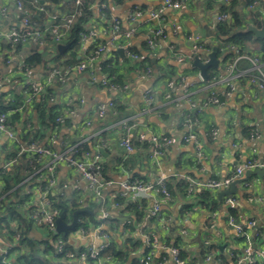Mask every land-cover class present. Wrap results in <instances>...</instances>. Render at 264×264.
<instances>
[{
	"label": "crops",
	"instance_id": "obj_1",
	"mask_svg": "<svg viewBox=\"0 0 264 264\" xmlns=\"http://www.w3.org/2000/svg\"><path fill=\"white\" fill-rule=\"evenodd\" d=\"M31 1L24 0L25 9L19 12L13 0H0V9L7 8L6 14L0 12V36L13 27L22 29L23 15H30L31 18L35 16L39 20L38 23L32 21L36 26H48L52 15L63 18L72 14L75 9L74 0L72 3L71 0H58L57 3L53 0H39L43 11L35 9ZM94 1L93 13L85 24V30L93 34L85 43L81 40L76 52L70 51L65 38L60 44L69 47L60 53L57 48L59 44L55 47L50 34H46L48 48L38 49L45 54L44 60L39 64L27 65V59L36 49L28 45L17 49L11 45L9 50V43L0 38V93L12 102L17 100L19 104L13 112L19 114L16 120H11L13 113L8 114L18 140L13 141L5 134H0V202L8 204L10 201L19 203L23 200L18 209L26 217L27 210L31 209L28 204L34 205L38 200L37 187L47 179L45 166L49 163V158H44L38 164V171L27 175L22 181H19L14 172L20 162H26V159L20 162L19 159L33 142L54 152H61L65 147L79 146L92 156L100 154L104 177L113 183L103 193L108 204V219H120L118 228H111L105 223L102 225L110 234L111 242L122 244L130 239L133 243H139V248L129 255L126 264L135 260L140 264V258L145 253L140 225H143L151 210L153 200L132 201L120 197V182L130 179L153 184L159 178L166 177L167 182H187L189 186L191 180L207 182L223 179L236 166L249 159L264 163V90L258 85L249 84L252 66L246 59H241L237 63L236 72L241 79L234 95L231 98L223 97L217 105H206L212 91L216 90L222 95L226 90V83L218 80L225 75L227 62L224 56L231 54L234 57V52L223 49L217 32V16L227 7L221 0H175L180 4L179 9L165 8L164 0ZM259 3L253 10L249 9L247 0H235L232 5L244 23V29L248 25L261 28L264 22V0ZM101 5L106 7L103 13L99 11ZM160 8H164L161 18L149 17V13ZM135 10H143L144 18L132 21L129 15ZM229 14L231 16L230 12ZM115 18L120 22L122 32H131L132 35L129 38H116L111 44L112 32L107 28ZM159 26H163L165 37L158 38L150 45L149 41L154 38ZM197 38L204 60L208 59L214 48L220 47V53H217L219 68H210L211 76L206 80L201 77L200 69L193 65L192 48ZM103 45H106V50L95 60L93 75L97 80L108 75L119 86L127 85L126 93L109 90L98 81L93 82L90 70H77L82 61ZM205 47L212 50H205ZM124 49L132 51L139 58H128ZM119 50H122V55ZM261 50V44L253 42L248 43L243 52L261 57ZM59 54L65 55L58 58ZM177 56L183 61L179 62ZM147 68L151 69L150 75L147 74ZM55 71H60L65 76L64 82H60L58 78L48 81ZM262 71L264 73V63ZM213 79L217 82H213ZM28 82L42 88L40 96L35 97L32 102H28L32 96V92H28L31 90ZM170 82L175 86L172 90L168 87ZM27 87L29 90H25ZM47 87L53 92L49 105H57L55 111L57 110L58 115L53 126L44 124L36 110L42 92ZM167 93H171V99L166 98ZM149 94H153L151 102L147 100ZM110 102H114L115 110H109L105 118H100V106ZM190 132L197 134L204 157L198 156V146L195 144L181 142L165 146L161 156H153V137L168 136L181 140ZM125 136L131 139L135 147V151L129 155L121 146V140ZM141 137L145 141H140ZM145 142L148 144H144ZM103 144L106 146L102 147ZM15 152L18 159L9 157ZM259 169L264 170L263 167ZM245 174L238 180L245 178ZM4 175L7 180L3 179ZM55 177L58 188L66 185L64 193L71 202L78 191L87 186L86 180L67 165H59ZM7 182L12 188L5 192ZM236 190L235 194L222 199L219 198L222 191L210 192L220 200L214 210L203 207L196 198L197 194L188 195L187 192L184 197L172 195L170 201L159 196L164 214L170 220L168 229H162L158 222L152 220L146 222L145 228L159 234L170 247H181L187 254V259L193 260L195 264H205L201 255V251L207 248L205 243H209L207 249L214 247L211 251L216 260L228 263L234 254L241 253L246 246L245 241L229 224V216H233L239 223L254 219L260 232L256 245L264 249V207L257 201L249 200L264 196V174L250 175L247 181L237 184ZM203 192L205 191L199 193ZM31 194L32 199L29 200L28 196ZM229 197L238 201L232 208L225 204ZM129 203L142 214L141 220L137 219L134 209L133 212L122 214ZM189 204H193L192 208L183 210ZM84 206L83 209L93 213L94 205L89 196L85 198ZM230 209L236 210L235 215L230 213ZM128 220L132 221V225H127ZM11 226L19 227L18 221L13 220ZM182 230L188 231L186 237L181 234ZM0 237L4 240L2 231ZM26 237L39 243V247L41 245L38 247L40 253L43 238L41 231L31 227ZM68 240L76 250L95 243L93 235L81 236L73 231L69 233ZM162 253L170 255L168 251L160 252L151 264H158L156 259ZM47 257L49 258L48 255ZM102 261H87L82 264H99ZM112 262L113 259L108 263Z\"/></svg>",
	"mask_w": 264,
	"mask_h": 264
},
{
	"label": "built area",
	"instance_id": "obj_2",
	"mask_svg": "<svg viewBox=\"0 0 264 264\" xmlns=\"http://www.w3.org/2000/svg\"><path fill=\"white\" fill-rule=\"evenodd\" d=\"M226 6L229 5L230 0H221ZM15 8L19 12L24 11V0H13ZM260 0H255L249 5V9L253 10L260 3ZM85 0H74V5L76 9L72 14H69L63 18L58 15H52L50 23L48 26H36L32 22L30 15L22 16V29L13 27L6 33L2 34L0 38L5 39L10 45L16 46L18 44L28 45L36 50L47 49L48 41L46 34H50L53 42L56 44L62 43L65 38H67L70 29L72 28L75 21L82 16V12L77 7L82 6ZM31 4L35 9L43 11V7L40 6L39 0H32ZM164 7L179 9L180 4L175 0H164ZM105 5L99 7V11L103 13L105 11ZM164 8H160L158 11H153L149 13V17L152 19H159L162 17ZM2 14H6L7 8L3 7L0 9ZM145 12L143 10H135L130 13L129 18L132 21H136L144 18ZM231 16L227 12H221L217 16L218 23H225L230 20ZM112 32V43H114L116 38L125 37L129 38L132 33H123L121 30L120 22L115 18L112 20V25L107 28ZM91 31L81 33V40L85 43L91 36ZM165 31L163 26H159L155 30V35L149 44L152 45L158 38H164ZM198 39L193 45V55L201 62H206L201 57V46H199ZM226 50H231L234 52V57L227 61L225 65V75L219 78L220 82L226 83L227 88L221 95L216 90L210 93L206 101V105H217L220 103L223 97L231 98L237 91L238 81L241 79L240 74L237 75V63L241 59H246L251 63L252 74L249 75L248 82L250 85H258L264 90V73L262 71V59L258 56H253L248 53H242L240 49L236 46H226ZM106 50V45L98 47L94 50L90 56H88L84 61H82L77 70L83 72L90 70L92 73L93 82H99L102 86L107 87L109 90L119 91L126 93L128 91V86H119L112 77L104 76L101 80H97L93 75L95 60ZM124 53L128 58L138 59L139 56L134 54L128 49H124ZM177 60L182 62L183 59L177 56ZM147 74L150 75L151 69H146ZM53 78H58L60 82L65 81V76L60 71H55L49 78V82ZM213 82L217 80L213 79ZM31 88L32 96L28 102H32L35 97L40 96L42 88L35 84L29 83ZM168 87L172 90L175 88L173 83H169ZM153 94H155L153 92ZM153 94L147 96V100L151 102L153 100ZM1 96V93H0ZM167 99H171V93H167ZM195 107V104L192 103ZM114 102L109 104H102L98 110V116L100 118H105L108 115V111L115 110ZM61 118L58 119V122ZM0 134H5L10 140L17 141L18 137L15 133L13 125L9 121V116L6 113H0ZM140 141H145L144 137H141ZM178 142L190 144L193 143L198 146V156L200 158L204 157L202 152L199 138L197 134L190 132L184 136L181 140L174 137H153L151 139V145L153 146V156L156 158L163 154V148L165 146H171L177 144ZM103 144L102 147H105ZM121 146L125 148L127 155L132 154L135 151V147L128 136H125L121 140ZM27 155V160L30 166L34 163L40 164L43 162L44 158H49V163L45 166L47 170V179L44 182L38 184L37 190L39 193V198L36 200L34 205L28 204L31 209L27 210L25 218L30 222L34 230L41 231L42 238V250L37 256L42 262H50L51 264H82L90 260L101 261V254L106 251L111 245L110 234L105 230L103 225L99 226H80L83 223L78 219V225L73 233H78L81 236L93 235L95 243L89 245L86 248L74 249L69 243L68 236H64L62 233L57 232V219L61 215V210L57 208L54 202L51 200V195H62L66 189V185L58 188V183L56 181L55 173L59 165H67L74 168L85 180L86 188L84 190H79L74 201L79 209L85 208V198L90 197L93 205L97 208L98 217L102 220L108 219L109 212L107 210L108 204L104 198V191L106 188L113 185L110 180L104 177V167L103 160L100 154L92 156L90 152L83 151L79 146L65 147L61 152H54L48 147L40 146L37 142H33L31 146L23 151ZM264 168V163H258L254 159H249L245 163H242L235 167L234 171L227 177L220 180H209L207 182H200L191 180L188 195H196L201 191H226L230 188L231 184L236 180L241 178L243 174L249 171H254L259 168ZM38 171L35 169L34 173ZM120 197L131 199L132 201H137L141 199H152V208L144 219L143 225H140V232L145 244V253L140 258V264H151L153 260L158 256L160 252H169L168 259L163 256L162 260L158 264H195L191 259H185L182 257V248L179 246H169L165 243L159 234L155 232H149L145 228L147 221H156L160 224L161 228L166 230L170 224V220L166 218L163 210V203L159 199L161 196L166 201L172 200V195L169 193L167 188L166 177H161L157 182L144 183L140 180H124L120 182ZM250 202L257 201L262 207H264V196L250 198ZM238 203L236 198L229 197L226 199L225 204L228 207H234ZM70 204L72 202L70 201ZM84 206V207H83ZM72 207V206H71ZM73 220V213L70 214L68 220L65 218L67 224H71ZM229 224L236 230L238 236L242 238L246 246L241 253H236L232 256V260L225 263L221 259L215 258L212 252H208L204 257L205 264H264V249L257 247L256 240L259 238V230H257V221L254 219L246 220L243 223H239L235 220L233 216H229ZM127 225H132V221L128 220ZM4 236V240L0 237V260L3 264H15L18 258L22 254L29 252L28 239L26 235L19 229L15 228L14 231H10L8 228H3L0 230ZM181 234L183 236L188 235V231L182 230ZM206 247H209V243H205ZM48 246L51 249L46 253ZM41 247V245H40ZM39 247V248H40ZM49 256V258L47 257ZM107 262H111V256L105 257Z\"/></svg>",
	"mask_w": 264,
	"mask_h": 264
},
{
	"label": "trees",
	"instance_id": "obj_3",
	"mask_svg": "<svg viewBox=\"0 0 264 264\" xmlns=\"http://www.w3.org/2000/svg\"><path fill=\"white\" fill-rule=\"evenodd\" d=\"M55 3L58 2V0H53ZM249 4H252L255 0H247ZM94 0H85V3L82 4V6L77 7V9H80L82 12V16L78 18L75 23L73 24L72 28L69 31V34L67 36V42L70 45L69 49L72 52H76V50L79 48L81 45V33L87 32L85 30V24L87 22V18L91 16L92 8L94 6ZM235 0H230V3L227 7H224L222 10L223 12L231 13V19L229 22L225 23H219L217 25V32L219 33L220 40L223 45V49L225 50L226 46H236L240 49L242 53L246 48V45L248 43H260L262 46V55L261 59L262 62L264 63V39H257L255 38L254 34L252 32H246L244 29V23L240 19L239 14L234 11L232 5L234 4ZM72 3V0H71ZM70 6V5H69ZM76 9V7H75ZM74 9V10H75ZM61 17V16H60ZM32 21L34 23H38L39 20L36 19L35 16H32ZM259 24V23H258ZM57 44L54 43V46L56 47ZM225 46V47H224ZM22 47L21 44L16 45L17 49H20ZM12 48L11 45L8 44L7 49L11 50ZM212 50V48H207L205 47V50ZM217 53H220V47L217 49ZM63 55H57L58 58L63 57ZM233 55L229 54L227 56H224L225 62L230 60ZM45 58V54L40 53L38 50H33L29 58L27 59L26 64L30 65L31 64H39L41 63ZM197 69V68H196ZM209 75L211 76L210 72L211 69H209ZM208 74V73H207ZM29 90V88H25V90ZM29 93L32 92L31 90L28 91ZM53 95V92L51 89L48 87L45 88L42 92V96L39 100L38 107L36 110L39 112V116L42 118L44 124H48L49 126H53V123L58 115L57 110V105H49V101L51 96ZM19 104H17V100L15 102H12V100H8L5 98L4 94L0 97V113H6V114H11L13 113L16 108H18ZM50 106V107H49ZM46 107L45 109H43ZM19 114L18 113H13L11 116V120H16L18 118ZM46 116H49L48 119H46ZM27 135H30L29 133ZM144 144H148V142H145ZM17 152V151H16ZM12 153L9 157L18 159V154L17 153ZM22 159H26V162H20ZM19 164L14 170L15 176L19 179V181L24 180L27 175L32 174L35 169L39 167L37 163H34V165L30 166L26 154L23 155L19 159ZM3 179L7 180V176H3ZM36 179V178H34ZM5 190V192H8L12 187L9 185ZM35 183V182H34ZM167 188L168 191L171 195L175 196L181 195L184 197V195L187 194L189 186L187 182H167ZM211 191H205L203 193H199L196 195L197 200L200 202L203 207L206 208H211L214 210L218 205L220 200L214 196L211 195ZM33 195V194H32ZM172 196V197H173ZM10 197V196H9ZM51 200L54 202L55 206L61 210V212H65L66 214V219L68 220V217L70 216L71 213L77 211L79 207L76 206V203L74 201L72 204H70V201L68 198L65 196V193L62 195H51ZM69 201V202H68ZM23 203V200H21L19 203H15L13 201H10V203H6L5 201L0 202V206H2L0 209V230L3 228H8L11 232L14 231L15 228L11 226V222L14 220H17L19 223V229L24 233V235H28V233L31 230L32 225L30 222L25 218L22 214L21 211H19L18 208H20L21 204ZM68 204H70L68 206ZM126 204L124 203V206ZM72 206V207H71ZM193 204L186 205L183 210H189L191 209ZM93 213H89L88 210L86 209H79L82 211V213L78 216V219L83 222L79 224L80 226H85L88 227L90 224H93L95 226L102 225V223L107 224L111 228H118L120 225V219L119 218H112V219H106L102 221L97 215V208L94 206L92 208ZM132 209H134L133 205L129 203L124 210L122 214H125L126 212H131ZM134 214H136V217L138 220H141L142 214L137 212L134 209ZM235 209H230V213L235 215ZM133 212V211H132ZM10 218V220H8ZM28 239V246H29V252L26 254H22L20 258L16 261L15 264H51L50 262H42L39 259H37V256L39 254L38 251V244L37 242ZM178 246V245H176ZM71 249L73 247H70ZM139 248V243H133L132 240L128 239L125 240L122 244L114 243L112 242L110 247L104 251L101 254V259L103 260L99 264H126L127 258L129 257L130 254L134 253L137 249ZM214 248V247H213ZM213 248L209 249H203L201 251V255L204 257L208 252H212L211 250ZM51 249V247L48 246V249L46 253ZM183 258H187V254L182 251L181 252ZM111 256L113 259L112 263L105 262L106 259L105 257ZM165 256L168 259V254L162 253L158 259H156V262H160ZM94 260H90L89 262H93ZM0 264H3L2 261L0 260ZM130 264H137L136 260L133 261Z\"/></svg>",
	"mask_w": 264,
	"mask_h": 264
},
{
	"label": "water",
	"instance_id": "obj_4",
	"mask_svg": "<svg viewBox=\"0 0 264 264\" xmlns=\"http://www.w3.org/2000/svg\"><path fill=\"white\" fill-rule=\"evenodd\" d=\"M246 32H252L257 39H264V22H262L261 28H256L251 25H248L245 28ZM69 45L59 44L58 45V51L60 53H63ZM119 53L122 55V50H119ZM194 67L200 69V75L201 77L206 80L208 78L207 71L210 68H219L220 62L217 59V48H214L213 51L208 55V59L206 62H201L197 58H194ZM253 174H259L263 175L264 170L263 169H256L254 171H249L245 174V178L235 181L231 184L230 188L226 191H222L219 195V198L222 199L223 197L231 196L237 192L236 186L237 184L243 183L248 180L250 175ZM82 213L81 210H77L73 214V220L71 224H67L65 222L66 214L65 212H62L59 218L57 219V232L62 233L64 236H67L69 232L76 229L78 225V216Z\"/></svg>",
	"mask_w": 264,
	"mask_h": 264
},
{
	"label": "rangeland",
	"instance_id": "obj_5",
	"mask_svg": "<svg viewBox=\"0 0 264 264\" xmlns=\"http://www.w3.org/2000/svg\"><path fill=\"white\" fill-rule=\"evenodd\" d=\"M28 197H29V200H31V199H32V194L29 195ZM28 197H27V198H28ZM69 205H70V204H68V206H69Z\"/></svg>",
	"mask_w": 264,
	"mask_h": 264
}]
</instances>
